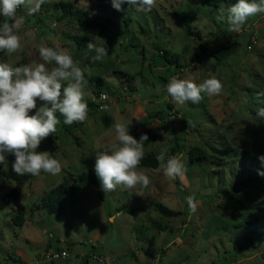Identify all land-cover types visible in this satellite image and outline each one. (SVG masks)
<instances>
[{"label":"rangeland","instance_id":"rangeland-1","mask_svg":"<svg viewBox=\"0 0 264 264\" xmlns=\"http://www.w3.org/2000/svg\"><path fill=\"white\" fill-rule=\"evenodd\" d=\"M64 1L79 11L61 15ZM232 4L156 0L151 11L129 4L118 11L98 0H51L25 17L23 49L0 52V61L41 63L39 47L59 45L84 70L85 100L96 101L97 81L91 76L102 80L111 101L107 111L88 107L82 123L66 125L57 112V131L37 151L58 159L62 172L30 178L16 200L0 209V264H52L43 259L51 249L69 253L54 264H264V169L255 179L233 171L241 156H257L264 140V118L256 115L264 107V97L258 99L264 92V14L249 17L238 33L229 32ZM221 12L224 20L218 19ZM17 14L24 15V9ZM84 21L92 24L84 28ZM91 41L107 49L102 59L88 50ZM162 50L176 53L181 67L166 63ZM172 76L196 83L215 76L223 91L178 105L166 91ZM41 106L38 101L29 114ZM118 121L130 122L129 134L137 140L148 136L144 155L180 157L186 165L183 179L166 177L157 159L156 167L137 168L150 179L145 188L120 185L105 193L78 181L82 172L95 173L96 154L118 146ZM195 151L199 154L191 160ZM14 160L8 153L0 165L7 169ZM64 178L73 200L49 214L40 198ZM13 185L0 176V197ZM187 196L197 203L194 214ZM159 203L179 213L164 216ZM151 220L168 228H156ZM247 232H254L252 242Z\"/></svg>","mask_w":264,"mask_h":264},{"label":"clouds","instance_id":"clouds-1","mask_svg":"<svg viewBox=\"0 0 264 264\" xmlns=\"http://www.w3.org/2000/svg\"><path fill=\"white\" fill-rule=\"evenodd\" d=\"M51 0H0V52L12 55L23 49L24 36L21 29L25 17L39 12L41 6ZM138 5L151 11L156 0H112V6L121 10L123 4ZM24 9V15H18V9ZM264 14V0H236L228 9L226 22L228 31L238 33L249 17ZM218 19L224 20L223 12ZM11 21V22H10ZM89 51L96 53L100 60L107 49L96 46L93 41L87 43ZM41 63L13 66L7 61H0V163L6 162V154L15 156L12 165L16 175L39 176L41 172L59 175L62 172L61 162L48 151H37L41 141L57 131L60 120L57 112L64 117L63 123L71 125L85 122L88 118V104L85 100L84 87L87 84L84 70L73 60L72 55L64 48L39 47ZM54 62L55 67L49 68ZM168 96L178 105L186 102L197 104L203 99L219 95L223 91L222 82L215 76L201 83L191 78L172 76L166 85ZM264 92L258 93V99ZM101 99L107 100L106 94ZM43 102L34 115L29 113L37 108V102ZM50 105V107L48 106ZM101 110L107 111L109 105L103 104ZM258 118H264V107L256 112ZM130 122L118 121L114 124L117 145L100 151L95 155V173L100 181L101 190L113 192L122 185L125 190L137 186L145 188L150 179L143 172L137 171L144 157L146 134L137 140L129 134ZM166 177L175 180L183 179L186 172L184 161L177 156L164 160V153L157 157ZM259 159L264 162V155ZM264 175V173H260ZM190 214L197 211V203L192 196H187ZM119 214V213H118Z\"/></svg>","mask_w":264,"mask_h":264},{"label":"trees","instance_id":"trees-1","mask_svg":"<svg viewBox=\"0 0 264 264\" xmlns=\"http://www.w3.org/2000/svg\"><path fill=\"white\" fill-rule=\"evenodd\" d=\"M101 3H108V4H112V0H98ZM221 1L223 0H205V2L210 5V6H217L221 3ZM233 2L235 3L236 0H233ZM59 5H61L62 8V14H67L69 12L73 13V11H79V9L74 8V4L71 1H64L63 3H60ZM128 6L127 3L123 4L122 7L126 8ZM128 20V17H127ZM92 22V21H91ZM89 21H84L83 22V26L84 28H88V26H90V24H92ZM87 30V29H86ZM163 60L166 63H174L176 68H180V64L178 63V55L174 52H170V51H163ZM95 79L97 81L96 83V88L94 89V94L96 95V97L98 96V94L100 92H104V90L101 88V79L98 77H91L89 79ZM88 104V107L90 106H94L95 101L93 100H88L86 101ZM43 103V102H41ZM96 107V106H95ZM59 114V113H58ZM60 116V114H59ZM61 117V116H60ZM102 119L103 121H105L107 124L110 123V120L108 119V117L103 114L102 115ZM60 120H64L63 117H61ZM257 151H258V155L257 156H241L240 157V163L238 167L233 168V171L235 170L238 173H243L245 172L247 176H250L251 178L253 177V179H255V177L257 176V174H259L261 172V170L264 169V162H262L259 157L261 155H264V140L262 141V143L257 147ZM199 154L198 152H193V154L190 156V159H194V155ZM194 157V158H193ZM145 164V166H151V167H156L157 164V159L155 156L153 155H144L143 159L141 160L140 165ZM12 165L9 168H3L2 165H0V176L6 178L7 180H13L14 185L11 188V190H9L8 192H6L5 194H3L0 197V209L6 207L9 203H12V201H15L16 198L19 196L22 186L23 184L28 181L30 178H33L34 176L32 175H16L15 172L13 171ZM78 181L80 182H84L86 184L89 183H93L94 185H96L97 187H100V181L96 175V173H93V171H90L88 173L86 172H82L79 175V179ZM72 195H73V188L71 185L68 184V180L67 178H64L62 182H60L58 185H56L55 187H53L50 191H48L47 193L43 194L41 196V201L39 203V205L45 209V211L49 214H53L59 211L60 207L62 205H64V203L66 202H70L72 201ZM157 211L159 213H161L164 216H175L177 215L179 212L172 210L169 206H165L161 203L158 204V206L156 207ZM151 225L156 227V228H160L162 230H166L168 227L161 225L158 221L156 220H151ZM253 235L254 232H247L245 236L246 239H248V241L252 242L253 241ZM52 264L53 261L51 262Z\"/></svg>","mask_w":264,"mask_h":264},{"label":"built area","instance_id":"built-area-1","mask_svg":"<svg viewBox=\"0 0 264 264\" xmlns=\"http://www.w3.org/2000/svg\"><path fill=\"white\" fill-rule=\"evenodd\" d=\"M255 41V40H254ZM102 94H106L107 95V97H108V99L107 100H104V99H101V95ZM96 99V101H95V106L97 107V108H99L100 110H101V105H103V104H107V105H109V103H110V101H111V98H110V95L109 94H107L106 92H100L99 94H98V96L95 98ZM69 256V253L68 252H66L65 251V249H63V250H48L46 253H45V255L43 256V259L45 260V261H48V262H52V261H55V260H57V259H61V258H63V257H68ZM93 258H98V257H96V256H94ZM99 260V259H98Z\"/></svg>","mask_w":264,"mask_h":264}]
</instances>
